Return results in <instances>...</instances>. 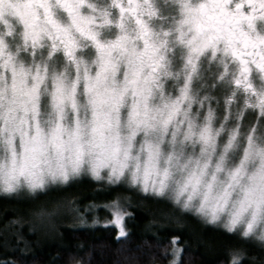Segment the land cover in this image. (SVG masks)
Listing matches in <instances>:
<instances>
[{"label":"clouds","instance_id":"obj_1","mask_svg":"<svg viewBox=\"0 0 264 264\" xmlns=\"http://www.w3.org/2000/svg\"><path fill=\"white\" fill-rule=\"evenodd\" d=\"M200 2L157 0L169 10L155 9L141 38L131 19L103 22L113 0L81 5V17H96L86 25L68 11L73 0H0V195L83 176L123 182L264 247V105L246 92L237 102L233 89L221 113L204 91L198 69L212 51L194 50L188 11ZM245 256L229 248L221 264Z\"/></svg>","mask_w":264,"mask_h":264},{"label":"trees","instance_id":"obj_2","mask_svg":"<svg viewBox=\"0 0 264 264\" xmlns=\"http://www.w3.org/2000/svg\"><path fill=\"white\" fill-rule=\"evenodd\" d=\"M114 202L126 215L122 237L101 224ZM174 245L181 250L177 264H221L233 247L246 253L241 264H264V247L255 240L123 182L83 176L35 194L0 195V264H171Z\"/></svg>","mask_w":264,"mask_h":264},{"label":"snow or ice","instance_id":"obj_3","mask_svg":"<svg viewBox=\"0 0 264 264\" xmlns=\"http://www.w3.org/2000/svg\"><path fill=\"white\" fill-rule=\"evenodd\" d=\"M74 11L77 21H83L86 24L96 23V17H81L79 8L87 0H73ZM113 6L119 11V18L115 21L117 27H123L126 19L135 22L141 38L147 34L150 29L148 21L143 19L144 15L148 17L155 14V10L150 3H137L135 0H128L127 5L119 0H113ZM89 7H94L89 4ZM192 12L190 19L193 22L200 41L194 49L197 54L210 48L213 55L216 52H222L225 55L230 54L231 58L239 65L238 75L235 76V84L243 85L246 93L257 96V104L264 105V93L257 94L256 89L249 81V74L255 70L264 78V30L257 26V20L264 22V0H239L234 6L230 0H201L195 9H188ZM104 23H113L109 18L108 12H101ZM82 34L90 39L97 49L108 47L103 41L97 39L96 34L91 31H83ZM113 41V44L119 43ZM67 54L68 49H65ZM113 223L119 228L118 235L124 234L122 227L123 212L118 204L113 207ZM175 243V238H173ZM178 253L179 250L176 249Z\"/></svg>","mask_w":264,"mask_h":264},{"label":"rangeland","instance_id":"obj_4","mask_svg":"<svg viewBox=\"0 0 264 264\" xmlns=\"http://www.w3.org/2000/svg\"><path fill=\"white\" fill-rule=\"evenodd\" d=\"M125 0H119V2H124ZM137 3H150L152 7L158 10V13L168 11L169 9L163 8L162 6L157 4V0H135ZM127 5V4H125ZM102 7V6H100ZM115 17L116 19L119 18V11L116 8L109 10V18L113 19ZM143 19L149 20V17L147 14L144 15ZM106 35H111L112 30L107 31L105 33ZM212 55L211 52L206 53L204 56L201 57L200 60V68L198 71L202 74V79L206 83V87L204 91L211 92L212 95H215L217 98V101H214V103L218 102V111L222 113L223 111V99L225 96H227L233 89L236 90V100L237 102H240L244 96V90L243 85L237 86L235 84V76L238 75V67L234 65V61L231 59L230 55H225L222 52H217L215 55L212 56V59L209 60L208 56ZM264 80L261 76H251L249 77L250 83L254 85V87L261 83V81ZM249 112H253L256 114L255 111L249 110ZM251 115L245 113L244 116V123L245 126L254 119V117L250 118ZM264 117V116H261ZM261 122H264V119L261 120ZM54 185V184H51ZM50 186V185H48ZM47 186V187H48ZM113 207L114 205L109 206V211L111 213L110 218H106L103 222H101L104 226H112L115 227L119 233V228L115 223H113ZM121 209V208H120ZM123 212V210L121 209ZM123 219H122V227L124 229V234L119 235V237H122L126 234L125 231V213L123 212ZM176 249L179 250V252H176ZM181 250L174 245L172 249V260L176 259L177 262L179 260ZM171 260V261H172Z\"/></svg>","mask_w":264,"mask_h":264},{"label":"flooded vegetation","instance_id":"obj_5","mask_svg":"<svg viewBox=\"0 0 264 264\" xmlns=\"http://www.w3.org/2000/svg\"><path fill=\"white\" fill-rule=\"evenodd\" d=\"M125 2V4H127L128 3V0H125L124 1ZM230 2L233 4V6H234V4H235V2H239V0H230ZM257 26L258 27H262V26H264V22H261V21H259V20H257ZM230 55V54H229ZM230 57H231V55H230ZM232 59V58H231ZM233 60V59H232ZM234 61V60H233ZM234 65L235 66H237L238 68H239V65H238V63L236 62V61H234ZM260 76V74L255 70V68H254V66H253V70H252V72L249 74V77H251V76Z\"/></svg>","mask_w":264,"mask_h":264}]
</instances>
